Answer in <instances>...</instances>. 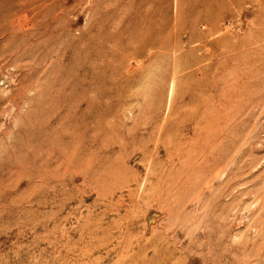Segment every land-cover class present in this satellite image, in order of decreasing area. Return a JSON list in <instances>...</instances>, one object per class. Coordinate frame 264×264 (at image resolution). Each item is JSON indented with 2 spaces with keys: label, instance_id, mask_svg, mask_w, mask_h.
Here are the masks:
<instances>
[{
  "label": "rangeland",
  "instance_id": "374dc122",
  "mask_svg": "<svg viewBox=\"0 0 264 264\" xmlns=\"http://www.w3.org/2000/svg\"><path fill=\"white\" fill-rule=\"evenodd\" d=\"M0 264H264V0H0Z\"/></svg>",
  "mask_w": 264,
  "mask_h": 264
}]
</instances>
